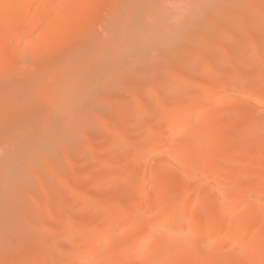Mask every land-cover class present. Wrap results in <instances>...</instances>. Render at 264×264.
Returning a JSON list of instances; mask_svg holds the SVG:
<instances>
[{
    "label": "bare ground",
    "instance_id": "6f19581e",
    "mask_svg": "<svg viewBox=\"0 0 264 264\" xmlns=\"http://www.w3.org/2000/svg\"><path fill=\"white\" fill-rule=\"evenodd\" d=\"M261 1L185 0L193 6L191 11L179 26H170L163 9L169 0H0V231L16 219L2 209L4 199L16 192L9 185L15 176L9 175L11 165L17 163L14 160H25L27 169H33L40 158L34 144L47 128L54 124V131L58 128L66 133L73 129V122L81 128L86 125L88 118L78 99H84L89 88L87 75L95 81L101 75H131L135 60L153 59L152 45L161 43L166 51L178 55L176 46L182 51L178 59L173 54L170 63L178 64L167 66L161 77L168 82L167 89L162 88L165 93H178L188 84L197 87L185 100L159 104L162 79L142 84V88L149 86L145 88L148 94L154 88L146 95L154 107L142 105L137 96L136 106L144 114L157 112V122L164 128L148 134L141 158L137 155L142 147L136 143L118 148L112 142L107 147L122 155L131 153L138 164L151 165V171L148 175L132 167L98 181L100 188H114L108 204L76 189L80 197L76 209L93 207L96 224L81 230L76 257L60 261L64 251L57 248L58 258L17 257L6 264H264V114L257 110L262 107L264 112L262 17L250 16L252 22L239 34L236 49V54L244 56L243 68L262 52L254 74L239 69L229 80L214 76L217 72L213 70L206 81H198L183 71L195 62L207 65L198 60L202 59L200 49L185 55L191 44L194 47L193 40L204 35L202 27L213 28V21L229 15L233 16L231 22L243 19V11L261 9ZM104 13V22L98 23L104 24L103 30L93 31L94 22ZM226 29L221 27L215 34L226 36ZM249 29L260 33L248 42L245 34ZM208 47L207 52L222 55L218 45ZM38 53L44 55L38 57ZM167 56L164 59L169 63ZM175 56L177 61H173ZM115 137L127 140L124 133ZM42 188V194L58 192ZM44 215L58 223L53 228L58 230V241L74 235L73 230L60 226L65 223L61 214L53 216L46 209ZM98 223L104 227L98 228Z\"/></svg>",
    "mask_w": 264,
    "mask_h": 264
},
{
    "label": "rangeland",
    "instance_id": "374dc122",
    "mask_svg": "<svg viewBox=\"0 0 264 264\" xmlns=\"http://www.w3.org/2000/svg\"><path fill=\"white\" fill-rule=\"evenodd\" d=\"M261 2L262 5H264V0ZM259 7L257 9H255L256 7H252L250 10L248 8V10L245 9L246 11L243 9L245 15L244 18L239 19L236 22H231L233 17H231V15L226 18L228 20L222 18L218 19V21H213V24L211 23L213 28H208V30L210 29L208 35H205L207 27H202L205 28V30L203 29L205 32L202 31V34L204 33L205 37L203 38V35L198 41L192 39L194 47L190 43L192 49H188V52L185 53V55L187 54L188 56V54H190L189 52H195V50L198 52V49H200L199 51L202 59L198 60L200 62L202 60L207 61V65H204V67L198 66V63L195 62V64L190 68L182 70L186 72L191 79L198 81H206L209 78V75H212L214 71L217 72L214 76L218 78L226 77L229 78V80H233V75L231 73L239 69H247L246 72L249 73V75L254 74L257 68H259V57L262 52L253 55V60L250 62V65L247 68H243L242 64L244 56L236 54V49L238 45V39L240 38L238 37L240 36L239 34H241L242 29H247L249 27L247 25L252 22L251 21L249 23V20L253 19H250V16L255 17L260 15L262 17L261 26L259 28L261 31H264V14L262 12L264 10V6L261 7L262 10ZM104 15L106 14L104 13L101 16L103 18L100 17L94 22L95 27L92 26L93 31L94 29L95 31L97 29L99 30V28L104 25L102 24L101 26L98 24L100 21L104 22ZM203 19L205 20L204 22L208 24V20H206L205 17ZM225 26L228 29L226 30L229 32V35L226 34V36H218L219 34H215L220 31L218 29L221 27L224 29ZM202 28L199 27L196 29H199L201 32ZM100 29L103 30V28ZM258 30L249 29L247 31L248 33L245 34V38L248 42L250 40H254L253 38L258 37L257 35L260 33ZM100 31L97 32L99 33ZM194 41L197 43H194ZM195 44H198V47H195ZM212 44L218 45L220 48H222L221 56H218L217 52H207V49L209 48L208 46H212ZM249 46L247 47V53L249 52ZM174 48H176L174 49L175 53L180 55L179 52L181 50H177V46ZM146 50L147 49L145 48L144 52H146ZM152 50H154L155 54V57L153 58L154 60L148 58V60H145L144 62L140 58H137L135 60V65L137 64L134 69L135 71L131 75H127L123 72H121L119 75L117 74L112 76V78H105L103 75H101L96 81L93 77H91V74L89 76L87 75L89 88H87L84 99H78L81 112L84 113L88 118L86 125L81 128L78 126L77 122H73V129H67L68 131H66V133H61L58 128L56 129L57 132L54 131V124L53 126L47 128L48 132H45L42 135V139L37 144H34V149L39 154L40 158H38L39 156L37 157L39 160L36 159L37 161L35 162L37 164L34 163L32 166L33 169H27L28 165L25 160L19 162L14 160L17 162L16 164L14 161H12L15 165H11L12 167L10 169L11 172H9V175L10 173H13L15 176L11 177L9 183L11 187H8L16 188L15 190L17 193L14 192V194L4 199V203H2V209L3 211L6 209L4 211L6 214L10 212L12 215L13 213L16 219H13L15 220L14 224L8 221V223L11 225H9L8 229H6L7 226L1 227L0 264L9 263L10 261L17 259V257L20 259H32L42 256H53L54 258H58L56 256L57 254H55V250L57 248H60L61 251H64L63 256L60 257V261L69 259L71 255L76 257L75 248L76 244H79L80 242L81 230L83 228H92L96 225L92 220V215L94 213L93 207L76 209V203H78L80 198L79 194L76 193V189L83 194H86L91 199L102 200L108 204L107 202H111L113 200L112 197L114 195V188L113 186H105L100 188L96 186L98 181L106 180L112 175H121L128 168L132 167L135 170L145 171L149 175L151 171V165H147L146 163L138 164L137 159H135L131 153L127 152L122 155L121 152H113V150L108 149L107 146L109 143L113 142L115 147L124 148L127 147V144L130 142L136 143L142 147L141 153L137 155L138 158H141L143 155V150L146 149V146H148V134L154 131L162 130L164 128V125H162L160 122H157V112L144 114L140 107L136 106L135 97L137 96L139 98L142 105L144 104L150 106V108L154 107V102L152 101V105V103L149 102L150 98L149 101L147 100L149 94L153 92L154 88L151 87L149 90L152 91L148 94V89L145 88H149V86L142 88V86H144L142 84L148 83L149 80L150 82L154 80V82L156 81L157 83L162 76V78H164L166 75V70L168 69L166 67H175L176 64H178L177 62H174L175 65L173 64L172 66L171 64L173 62L170 63L171 57L176 55L178 59L179 56L172 53V51H166L161 43H154L152 45ZM228 54L232 55L231 58H227ZM37 55L38 57H41L44 54L38 53ZM164 55H168L167 60L169 63H167L165 60L166 56L164 57ZM176 56L174 57L173 61H177ZM29 60L32 61V55H29ZM34 67L32 68L34 69ZM163 68L166 69L163 70ZM227 74L228 76H225ZM105 79L108 80V83ZM168 81L170 82V80ZM91 82L95 83V87L94 83ZM116 83L118 84V87ZM159 83L161 89H167V80L162 79V81ZM169 85H171V83L168 84V87ZM138 86L140 87L138 88ZM156 86V84L153 85V87ZM101 88H105L106 91L102 90ZM165 89H162V91L159 89L160 92L158 91L161 97L159 104H167L172 99L175 102L178 100H185L187 97L186 95L192 94L194 91H196L197 87L188 84V86L184 87L183 90H180L178 93L174 94L165 93ZM147 94L148 96H146ZM256 108H259V106H256ZM261 108L262 107H260V109ZM260 109H257L258 114H264V112H262L263 109ZM55 127L58 126L55 125ZM115 133L126 134L127 140L122 141L121 139L116 138ZM41 181L45 184L41 183ZM42 185L45 188H53L58 190L57 194H42ZM33 199L36 201L34 202ZM23 208H26L25 210H27V213L25 210L23 211ZM46 209H48L53 216L61 214L65 223H60V226H64L69 230H73L74 235L72 237H68L69 239L64 238V241L62 242L58 241V230H54L56 227L55 224L58 223H54L52 216L49 217L44 215ZM18 211L21 213V215L18 213ZM16 212L20 216L17 215ZM33 221H37V223ZM97 226L98 228H103L104 223H98ZM80 247L82 249L83 245ZM70 250L74 252L70 253ZM79 253L80 252L77 254L80 255Z\"/></svg>",
    "mask_w": 264,
    "mask_h": 264
},
{
    "label": "clouds",
    "instance_id": "9594fccd",
    "mask_svg": "<svg viewBox=\"0 0 264 264\" xmlns=\"http://www.w3.org/2000/svg\"><path fill=\"white\" fill-rule=\"evenodd\" d=\"M192 7L185 0H169L168 3L163 5L167 25L179 26L189 14Z\"/></svg>",
    "mask_w": 264,
    "mask_h": 264
}]
</instances>
